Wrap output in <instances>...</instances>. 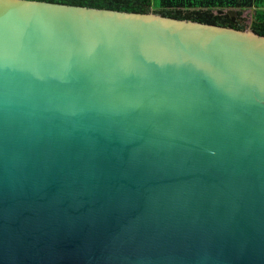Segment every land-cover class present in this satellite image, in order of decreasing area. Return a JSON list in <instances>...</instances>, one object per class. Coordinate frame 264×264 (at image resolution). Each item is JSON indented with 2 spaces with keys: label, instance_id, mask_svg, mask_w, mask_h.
Segmentation results:
<instances>
[{
  "label": "water",
  "instance_id": "95a60500",
  "mask_svg": "<svg viewBox=\"0 0 264 264\" xmlns=\"http://www.w3.org/2000/svg\"><path fill=\"white\" fill-rule=\"evenodd\" d=\"M0 264H264V36L0 0Z\"/></svg>",
  "mask_w": 264,
  "mask_h": 264
},
{
  "label": "trees",
  "instance_id": "16d2710c",
  "mask_svg": "<svg viewBox=\"0 0 264 264\" xmlns=\"http://www.w3.org/2000/svg\"><path fill=\"white\" fill-rule=\"evenodd\" d=\"M94 8L146 13L151 0H38ZM262 6L260 0H159L152 12L176 19H187L233 29H244L243 8ZM216 8V12L212 9ZM222 8L226 10L222 11ZM251 31L264 36V13L254 18Z\"/></svg>",
  "mask_w": 264,
  "mask_h": 264
},
{
  "label": "crops",
  "instance_id": "0c3cea01",
  "mask_svg": "<svg viewBox=\"0 0 264 264\" xmlns=\"http://www.w3.org/2000/svg\"><path fill=\"white\" fill-rule=\"evenodd\" d=\"M158 1L157 0L156 2L152 3V1H150V10L149 11H152L154 10V7L157 6L158 4ZM262 2V6H258V7H255L254 5L251 4L250 7H246V8H243L242 11H241V16L243 17L242 14H246V13H249V25H250V22L254 19V18H257L258 15L260 14H263L264 13V0H260ZM226 10V8H222V11ZM216 8H213L212 9V12H216ZM244 18V17H243Z\"/></svg>",
  "mask_w": 264,
  "mask_h": 264
},
{
  "label": "rangeland",
  "instance_id": "374dc122",
  "mask_svg": "<svg viewBox=\"0 0 264 264\" xmlns=\"http://www.w3.org/2000/svg\"><path fill=\"white\" fill-rule=\"evenodd\" d=\"M152 3L156 2L157 0H151ZM243 15V23H244V29H247L249 28V13H246V14H242Z\"/></svg>",
  "mask_w": 264,
  "mask_h": 264
}]
</instances>
